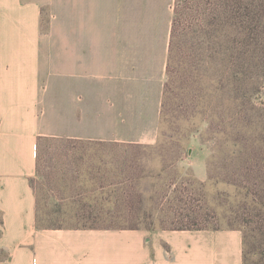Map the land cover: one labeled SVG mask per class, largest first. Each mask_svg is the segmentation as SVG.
I'll use <instances>...</instances> for the list:
<instances>
[{
    "label": "crops",
    "instance_id": "obj_1",
    "mask_svg": "<svg viewBox=\"0 0 264 264\" xmlns=\"http://www.w3.org/2000/svg\"><path fill=\"white\" fill-rule=\"evenodd\" d=\"M176 2L0 0V264H243L239 229L40 219L41 136L157 143Z\"/></svg>",
    "mask_w": 264,
    "mask_h": 264
},
{
    "label": "rangeland",
    "instance_id": "obj_2",
    "mask_svg": "<svg viewBox=\"0 0 264 264\" xmlns=\"http://www.w3.org/2000/svg\"><path fill=\"white\" fill-rule=\"evenodd\" d=\"M236 3L177 0L156 144H47L32 180L45 225L232 227L264 264V17L237 26Z\"/></svg>",
    "mask_w": 264,
    "mask_h": 264
},
{
    "label": "trees",
    "instance_id": "obj_3",
    "mask_svg": "<svg viewBox=\"0 0 264 264\" xmlns=\"http://www.w3.org/2000/svg\"><path fill=\"white\" fill-rule=\"evenodd\" d=\"M250 2L252 4H250L247 7H243L241 6V4L243 3V1L241 0H237V3L236 5L237 6H241V7H237L236 6V14H238L237 18H244V20L242 21H235V25L237 26H254L255 25H261V24H254V22L252 20H250L251 18V11H254L255 12V16H258V17H264V0H250ZM245 5V6H246ZM254 7V8H253ZM253 8V10H251ZM241 11H246L247 13L245 14H241ZM261 18V19H262ZM254 19V18H252ZM175 22L176 20L174 21V29H173V33H172V47H171V51L170 53H172L173 51V41H174V38H175ZM261 26H264V25H261ZM257 27V26H256ZM58 139H64L63 141L65 140H68L70 142H73V143H76L78 141H80V139H69V138H62V137H51V136H41L38 140V171L40 170V161H41V153H43L44 149L47 147V144H49L50 142H53V141H58ZM100 143V142H98ZM232 228V227H231ZM150 229V228H149ZM175 229H206V228H192V227H183V228H175ZM215 229V228H214ZM234 229V228H233ZM246 243H244L245 245ZM243 245V252H244V262L243 264H248V254L249 252L245 249Z\"/></svg>",
    "mask_w": 264,
    "mask_h": 264
}]
</instances>
